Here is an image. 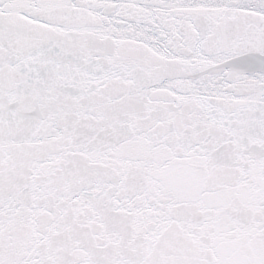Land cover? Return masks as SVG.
I'll use <instances>...</instances> for the list:
<instances>
[{
    "label": "snow or ice",
    "instance_id": "snow-or-ice-1",
    "mask_svg": "<svg viewBox=\"0 0 264 264\" xmlns=\"http://www.w3.org/2000/svg\"><path fill=\"white\" fill-rule=\"evenodd\" d=\"M0 264H264V0H0Z\"/></svg>",
    "mask_w": 264,
    "mask_h": 264
}]
</instances>
